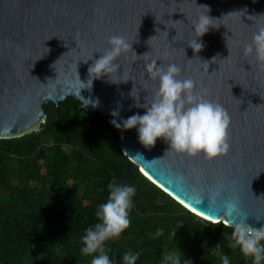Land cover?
Wrapping results in <instances>:
<instances>
[{"label":"water","instance_id":"water-1","mask_svg":"<svg viewBox=\"0 0 264 264\" xmlns=\"http://www.w3.org/2000/svg\"><path fill=\"white\" fill-rule=\"evenodd\" d=\"M200 6H207V15L216 20L199 37L203 48L194 52L189 47L198 39L194 25L206 11ZM260 27L264 0H0V138L33 131L43 121L42 104L51 101L57 106L66 96L77 99L84 112L98 111L117 123L143 115L145 109L136 104L147 106L158 88L147 64L152 60L157 65L176 64L181 68L179 78L195 82L196 94L227 110L229 152L208 161L202 154L188 157L168 151L163 139L145 148L136 128H115L120 152L146 179L197 216H221L222 201L236 198L241 215L225 219L238 221L246 214V223L260 228L264 68L243 53ZM113 35L124 36L138 57L148 53L147 58H137L131 51L121 55L115 61L120 68L110 77L120 83L101 77L78 94V86L68 82H75L76 71L87 82L88 68L108 49ZM85 100L90 103L84 105ZM113 111L119 114L113 116ZM177 176H183V188L176 186ZM192 190L205 196L201 205L189 199ZM215 193L217 203L210 208L207 197Z\"/></svg>","mask_w":264,"mask_h":264},{"label":"trees","instance_id":"trees-1","mask_svg":"<svg viewBox=\"0 0 264 264\" xmlns=\"http://www.w3.org/2000/svg\"><path fill=\"white\" fill-rule=\"evenodd\" d=\"M42 110L36 129L0 138V264H91L98 253L83 254L82 238L100 222L113 181L136 192L129 227L104 244L112 264L129 251L136 264H164L176 247L181 264H222L217 252L253 264L233 247L232 228L197 217L139 172L120 152L111 116L84 112L71 96Z\"/></svg>","mask_w":264,"mask_h":264},{"label":"clouds","instance_id":"clouds-1","mask_svg":"<svg viewBox=\"0 0 264 264\" xmlns=\"http://www.w3.org/2000/svg\"><path fill=\"white\" fill-rule=\"evenodd\" d=\"M199 8L206 11L198 17L194 25L198 39L191 41L189 46L194 52H199L203 48L202 42H199V37L203 36L209 28H213V21L216 20L207 15L209 11L207 6H200ZM107 43L108 49L100 54V57L95 59L88 68L89 79L87 82H82L79 79L77 71L75 82H68L70 87L78 86V94L81 89L90 90L92 81L101 77H107L111 83H120L113 81L110 77L120 68V65L115 61L121 55L131 51L137 58H147L148 53L138 57L132 51V43H129L124 36L113 35L109 37ZM45 49L47 53L49 49ZM243 53L246 57H253L258 65L264 68V27H260L253 34L251 42L244 46ZM91 59L92 57L89 60ZM146 71L152 80H158V88L147 106L136 104V107L145 109L144 114H134L119 123L112 120L111 124L116 129L122 130L136 128L139 143L145 148H151L157 139H163L169 145L168 151L176 154L188 157L202 154L203 158L208 161L226 155L230 150L229 127L231 123V117L227 110L221 104L196 94L194 92L195 82L191 78H179L181 68L176 64L157 65V62L152 60L147 64ZM127 81L124 80L123 82ZM85 101L84 105L90 103L88 100ZM95 106L96 104L93 103V107ZM111 114L117 116L119 113L113 111ZM175 184L178 188H183V176L175 177ZM108 188L107 202L100 204L96 212L100 222L89 227L82 238L81 252L83 254L98 253L92 258L91 264H112L109 256L105 253L104 244L110 239L118 238L130 225L129 210L133 206L131 198L136 192L135 187L117 184L113 181L108 185ZM218 196L219 193H215L207 197L210 208L216 205ZM204 198L205 196L201 192L195 190L189 194V199L195 205H201ZM222 210L223 215L216 217L205 215L202 218L193 214L211 224L223 223L225 227L232 228L233 247L238 246L245 257H252L253 264H261L264 261V243H262L264 242V226L260 228L250 226L246 223V214L238 221L225 219V217L232 218L241 215L239 201L236 198L223 200ZM257 220L259 219L257 218ZM162 234L163 230L161 229L154 235L158 237ZM219 247V245L216 246L217 249ZM217 255H219L222 264H229L227 256L219 252ZM138 256L139 253H132L131 251L125 253L123 255L124 264H136ZM181 258L180 250L176 247L175 250L164 253L163 262L164 264H181ZM185 262L189 264L188 261L185 260Z\"/></svg>","mask_w":264,"mask_h":264},{"label":"snow or ice","instance_id":"snow-or-ice-1","mask_svg":"<svg viewBox=\"0 0 264 264\" xmlns=\"http://www.w3.org/2000/svg\"><path fill=\"white\" fill-rule=\"evenodd\" d=\"M185 207H187V205H185Z\"/></svg>","mask_w":264,"mask_h":264}]
</instances>
